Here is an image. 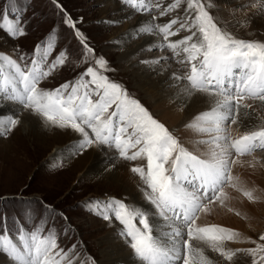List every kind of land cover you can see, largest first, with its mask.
Wrapping results in <instances>:
<instances>
[{
	"label": "snow or ice",
	"instance_id": "snow-or-ice-1",
	"mask_svg": "<svg viewBox=\"0 0 264 264\" xmlns=\"http://www.w3.org/2000/svg\"><path fill=\"white\" fill-rule=\"evenodd\" d=\"M50 2L60 10L61 23L71 30L81 62L88 66L55 88L42 87L68 64L55 26L31 54H20L18 47L9 54L0 51V137H8L24 115L35 116L46 126L76 134L75 141L62 150L69 155L92 148L110 152L108 171L121 161H139L129 170L138 177L140 201L129 204L115 197L84 201L90 213L109 223L114 218L122 226L117 234L130 248L133 264H219L209 252L226 264L240 254L250 258V264H264V232L253 239L220 224L199 223L202 216L234 211L229 189L248 201L257 199L235 172L237 166L255 167L259 158L254 153L264 151V126L249 123L264 120V41L238 38L230 31L233 20L241 27L251 23L250 16L237 18V11L248 5H236L229 13L231 19L225 20L213 15L220 11L216 0H119L122 10L131 9V14L99 21L116 26L133 15L147 17L136 19L122 36L157 37L158 42L147 50H167L171 55L141 63L171 81L173 103L181 112L195 104L206 105L184 123L187 139L182 142L125 86L110 79L107 73L113 69L96 55L78 27L83 18L74 20L59 0ZM26 7H18L16 0H0V31L12 38L24 37L31 20L25 18ZM251 8L264 16V0H256ZM171 60L180 67L169 71ZM239 127L248 130L234 134L232 129ZM246 156L252 161H245ZM62 159L52 167H63ZM6 199H23V192L0 196V201ZM36 202L42 211L25 209L27 218L35 217L31 225L16 215L10 225L7 212L0 208V255L8 264H95L82 258L75 243L60 245L55 220L49 223L44 213L67 218ZM70 231L67 224L63 234ZM241 241L252 246L227 247L228 242Z\"/></svg>",
	"mask_w": 264,
	"mask_h": 264
},
{
	"label": "rangeland",
	"instance_id": "rangeland-1",
	"mask_svg": "<svg viewBox=\"0 0 264 264\" xmlns=\"http://www.w3.org/2000/svg\"><path fill=\"white\" fill-rule=\"evenodd\" d=\"M116 1L119 2V0ZM16 2L20 8H25L30 5V7H26L25 13L26 19L31 17L26 29L27 34L21 38H12L4 31H0V51L9 54L13 48L18 47L20 54H31L34 46L45 37V34L48 33L50 28L55 26L56 32L59 33L56 37L58 46L68 53V64L55 73L52 78L42 82V87L52 89L79 75L88 65L81 62L82 57L78 51L79 45L73 37L71 30L61 23L62 14L60 10L55 8L50 0H16ZM59 2L66 13L74 20L83 18V23L79 24L78 27L87 36L90 46L94 48L96 55L103 56L108 61L109 67L113 69V71L107 73L110 79L125 86L129 94L139 99L155 118L165 123L177 136L182 137V142L186 141L172 127L173 122L170 115H165L162 109H155L153 107L158 102L152 98L149 90L141 88L138 85V79L132 73L133 71L131 72L127 66L121 64L120 48L116 47L117 42L112 37L119 35L118 31L123 27L125 22H132L138 15H133L132 19L123 20L119 25L109 26L104 23H99V21L114 19V12L110 10L106 14H103L101 11L102 4L99 0H59ZM219 7L220 11L218 13L213 11V15L223 17L225 20L231 19V17H224L221 14L225 5H220ZM126 10L132 12L131 9ZM33 12L35 13L34 16ZM230 31L238 38L264 41V36L261 31L253 30L249 25L247 27H241L235 20L230 25ZM186 34L183 33L182 35ZM142 38L143 36L138 39H126L123 44L125 46H135ZM147 52L152 53L155 57L171 55L167 50L161 51L159 49L153 51L145 49L143 54L145 55ZM14 58H16L15 55ZM168 63L174 64L177 68L180 67L175 60H171ZM156 75L158 74H155L154 77ZM158 114L163 118H160ZM24 132L23 124L20 123L8 137H0V196L12 197L21 191L23 192V199H6L0 201V208H3L8 214L9 224L11 225L13 215H16L21 221L27 219V224L31 225L35 217L27 218L25 216V209L31 207L42 211L41 205L36 202L38 199L44 204L50 205L57 212L62 213L63 217L67 218V221H65L60 216L49 217L48 213H44V218L49 223L54 218L56 228L60 232V245L70 246L75 243L78 246L77 251L81 253L83 259L94 260L95 264H101V251L105 246L101 243L104 239L103 236H106L107 232H110L111 229L115 232V230L120 229L122 226L114 218L109 223L102 217L90 213L84 206V201L89 198L104 200L109 197H115L125 199L127 203L132 204L131 195L121 185H117L112 181L109 182L107 177L99 174V168L95 164L85 165V163H80L77 165V169L73 167H70V169L67 168L66 163L72 161V158L76 159L78 155L69 156L65 152L56 155V147L60 146V143L43 146L37 142L32 143L33 141L30 142L25 138ZM8 141H10L9 145L11 144V148L5 150L3 143H8ZM68 144L64 142L62 146L65 147ZM254 155L259 158V162L264 161V151H257ZM54 157L56 159H53ZM249 157L246 158H248V161H251L252 158ZM61 159L66 169H63V167L53 168L52 165L58 163ZM127 163L132 165L133 163L140 162ZM263 166L264 162L260 163V167ZM261 183L264 184V181ZM245 188L254 190V196L256 194L255 192L258 191V187L255 186ZM230 191L233 190L230 189ZM262 200L263 198L257 197V201ZM207 218L206 223L207 221H210L208 223L217 221L213 215ZM254 221L257 224L250 223L248 227L250 230L252 229V232H242L241 229H236L243 236H251L255 239L258 233L264 232V217L256 216ZM199 223L206 224L203 221L201 222V220ZM215 223L220 224L218 222ZM67 224L71 225L72 231L64 235L63 228ZM251 246V244L244 241L227 243V247L232 249H246ZM208 255L214 261H218L219 264H226L216 254L209 252ZM232 264H250V258L244 254H240L234 258Z\"/></svg>",
	"mask_w": 264,
	"mask_h": 264
},
{
	"label": "bare ground",
	"instance_id": "bare-ground-1",
	"mask_svg": "<svg viewBox=\"0 0 264 264\" xmlns=\"http://www.w3.org/2000/svg\"><path fill=\"white\" fill-rule=\"evenodd\" d=\"M99 2L102 4V13L106 14L107 11L112 10L115 15L113 17L114 19H122L125 14H131L130 10H122L120 3L116 0H99ZM216 2L219 4V6H223L225 4L227 5L222 9L221 14L224 17H230L229 13L232 9L236 7V5H248L245 10L241 9L237 11V18L244 19L246 16H250L251 23L249 24V26H251L253 30L261 31L264 36V16L256 14V9L251 8V4L255 3L256 0H216ZM136 19H147V17L137 16ZM136 19H134L132 22H125L123 27L118 31L119 35L112 37L114 41H119L116 47L120 48L121 64L127 66L128 69L131 70V72L133 71L132 73H134V76L136 77V79H138V85L141 88H146L147 90H149L152 95V98L156 99L158 103L156 106L153 107H155V109H162L165 115H170L173 122L172 127L176 130V132H178L185 139H187L184 129V123L191 117L194 112L204 110L206 108V105L195 104L186 113L181 112L179 110V106L173 103L172 94L174 93L175 89L168 88V84L171 83V81L167 80L165 75H156L154 77L156 73L149 70L148 67L141 63V61L145 59L157 57L152 55V53L148 52L145 53V55L143 54L145 49H147L150 44H155L158 42L157 37L143 36L142 40H140L135 46H125L123 44L126 38H124L122 34L129 29V27L135 22ZM141 48H143L144 50L140 51ZM176 69L177 67H175L174 64H171V69H169V71H173ZM9 107L11 108L12 106L10 105ZM160 118L163 117L161 116ZM249 123L254 126H264V120L256 119L250 121ZM21 124H23L24 127L25 138H27L30 142L33 141L32 143L37 142L39 144H42V146L60 143L61 145L56 147V155L62 153V148L65 149V147L67 146H62L64 142H67L68 144V142L71 141L70 143H73L76 139V134H74L72 131L61 130L51 126H46L42 124L40 119L35 116L24 115L21 119ZM246 130L248 129L245 127L232 129L234 134H242ZM9 142L10 141H8V143H3L5 150H9V148H11V144L9 145ZM65 154L68 153L65 152ZM111 155L112 153L110 152L101 151L97 148H92L84 152L82 155H78L76 159L72 158V161L66 163V167L69 169L70 167L77 169V165L80 163H85V165L95 164L96 167L99 168V174H103L105 177H107L109 179V182L112 181L117 185H121L124 190L129 195H131L132 203L140 201L141 193L136 187L138 178L135 176V174H132L130 172V164L121 161L119 162V166L115 169H112L110 171L106 170L110 167L108 160ZM246 157H244L243 159L245 161H248V158ZM263 162H253L255 163V167H250L246 164L243 167L237 166L235 169V172L240 176L243 187H258V191L255 192V197L259 196L260 198H263V200L257 201L256 199L254 201H248L247 198L243 197L241 193L230 191V195L234 197L230 201V206L233 207L235 212H240V215H236L234 211L226 212L220 210L212 214L217 220L214 221V223L218 222L225 227L227 226L229 228L241 229L242 232H252V229L250 230L248 228L249 224H257L254 221V218H256V216L264 217V184L261 183L262 181H264V166L260 167V163ZM63 165L65 164L63 163ZM66 167L63 166V169H66ZM207 217L209 216H202L200 219L201 222L203 221L206 223ZM208 222L210 221H207V223ZM118 230H115L114 232L111 229L110 232H107L106 236H103L104 239L101 243L105 246L102 248L101 251V264H133L131 250L118 236ZM0 260H3L5 264H8L6 258L2 255H0Z\"/></svg>",
	"mask_w": 264,
	"mask_h": 264
}]
</instances>
